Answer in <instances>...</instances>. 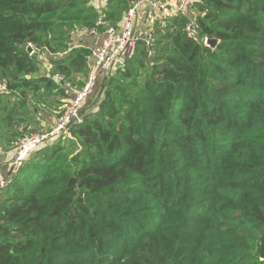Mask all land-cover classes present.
<instances>
[{
	"label": "trees",
	"instance_id": "trees-1",
	"mask_svg": "<svg viewBox=\"0 0 264 264\" xmlns=\"http://www.w3.org/2000/svg\"><path fill=\"white\" fill-rule=\"evenodd\" d=\"M102 5L0 0V153L84 85L91 49L75 36L100 13L117 27L129 2ZM189 10L195 39L183 15L155 21L154 44L137 40L124 71L98 77L70 139L10 163L0 264H264V0Z\"/></svg>",
	"mask_w": 264,
	"mask_h": 264
},
{
	"label": "built area",
	"instance_id": "built-area-1",
	"mask_svg": "<svg viewBox=\"0 0 264 264\" xmlns=\"http://www.w3.org/2000/svg\"><path fill=\"white\" fill-rule=\"evenodd\" d=\"M90 4L101 9L102 3L106 0H88ZM194 0H128L129 7L122 22L117 26L109 25L106 21L105 14L100 13L95 28L89 31V35L97 37L98 28L104 27V37L100 43H96L91 47L90 55V73L85 84L73 91V97L69 99L64 109L57 118L56 123L51 130L41 134L25 135L21 138L19 145L14 153L13 168L18 167L25 161L29 155L45 145L55 143L58 140L70 139L71 134L69 128L74 124L82 122L79 109L85 102L88 95L94 88L95 81L99 76L108 77L116 70H125L124 59L129 57L133 51L135 43L139 40L135 36V20L138 12L142 10L144 18L149 23L170 18L172 15H183L188 21L185 32L189 38L195 39L196 25L193 15L190 13L189 7ZM148 45L155 43L153 32L149 31L143 38ZM208 39H203V45L209 47ZM27 49L31 51L30 55L38 54L39 49L31 43L27 44ZM58 81H64L63 77L57 76ZM65 87L70 88L68 83H64ZM7 90V79L0 77V93ZM5 187V183L0 179V189Z\"/></svg>",
	"mask_w": 264,
	"mask_h": 264
},
{
	"label": "rangeland",
	"instance_id": "rangeland-1",
	"mask_svg": "<svg viewBox=\"0 0 264 264\" xmlns=\"http://www.w3.org/2000/svg\"><path fill=\"white\" fill-rule=\"evenodd\" d=\"M126 13H127V11H125V13L122 15V19L120 20V22L118 24H120L122 22V20H123L124 16L126 15ZM137 16L138 17L135 20V36L138 39H143L147 35V33L149 31L150 32L151 31L153 32V26H152L153 23L152 22L149 23L144 18L143 13H142V10H140L138 12V15ZM82 40H83V44L84 45H88L90 38L88 39L84 34H78V35L75 36V41L76 42L77 41H82ZM154 41H155V37H154ZM42 65H43V63H42ZM43 68H44V65H43ZM87 78L88 77L82 78V81L84 82V84H85ZM97 80H98V78H97ZM97 80L95 81L94 88H93L92 92L89 94V97H88L86 103H84L86 107L89 106L95 100V98H97L98 95H100V93H101V85L102 84H100L101 82L96 83ZM70 89H71V87H70ZM72 90L73 91H77L78 89H72ZM8 100L9 101H12L11 97L4 98V101H8ZM49 104H50V107L49 108H43L42 111L39 112L36 115V119H38V123L36 124V127L40 128V131L38 133H33V134H29V135L41 134V132L44 133L46 129H47L46 131L51 130L52 127H53V125L56 123L58 116L57 115H54L52 113V111L56 108L55 102L50 99ZM85 106H84V108H85ZM34 127H35V124L31 126V128H34ZM12 153L14 154L15 153V150L12 151V152H10V151L9 152H4L3 151V152L0 153V165L1 164L7 165V167L4 168V170H3V174H2V171L0 173V179L5 184L7 183L6 181H8L7 179L9 177V173L12 172V169H11L10 163H9L14 158V155L12 156Z\"/></svg>",
	"mask_w": 264,
	"mask_h": 264
},
{
	"label": "crops",
	"instance_id": "crops-1",
	"mask_svg": "<svg viewBox=\"0 0 264 264\" xmlns=\"http://www.w3.org/2000/svg\"><path fill=\"white\" fill-rule=\"evenodd\" d=\"M144 20V19H143ZM90 36V35H89ZM99 37V35L97 36V37H92V36H90V37H88L87 36V38H90V40H89V48L91 49V47H93V44H94V41H95V44L96 43H100V38H98ZM81 42V44H79V45H84L83 44V40L82 41H80ZM40 53V52H39ZM38 53V54H39ZM40 61L43 63V65H44V68H45V70H50V65H49V63H48V60L49 59H47V55H40ZM87 66L89 67V63L87 64ZM89 73H90V67H89ZM65 86V84H63V87ZM72 96V95H71ZM71 98V97H70ZM70 98H67L66 100H61L60 99V97H56V100H55V105H56V108L52 111V113L54 114V115H57L56 113H60L63 109H64V106L66 105V103H67V101L70 99ZM58 100H61V101H63V104H61L60 105V101H58ZM56 101H58L59 103H57ZM61 110V111H60ZM56 119V118H55ZM52 122V121H51ZM14 154L12 153V156H13ZM14 159V158H13ZM13 159H12V161L11 162H9V163H11L12 164V166H13ZM7 167V165H5V164H1L0 165V173H1V171H2V174H3V170H4V168H6ZM12 169V168H11Z\"/></svg>",
	"mask_w": 264,
	"mask_h": 264
},
{
	"label": "water",
	"instance_id": "water-1",
	"mask_svg": "<svg viewBox=\"0 0 264 264\" xmlns=\"http://www.w3.org/2000/svg\"><path fill=\"white\" fill-rule=\"evenodd\" d=\"M217 43H218V41L215 40V39H211V40L208 41L209 47L212 48V49L217 45ZM94 44H95V41H94ZM27 52L29 54L31 53V51L29 49H27Z\"/></svg>",
	"mask_w": 264,
	"mask_h": 264
}]
</instances>
